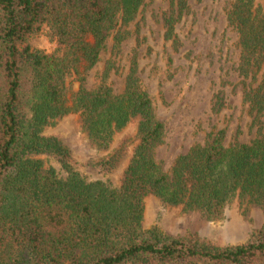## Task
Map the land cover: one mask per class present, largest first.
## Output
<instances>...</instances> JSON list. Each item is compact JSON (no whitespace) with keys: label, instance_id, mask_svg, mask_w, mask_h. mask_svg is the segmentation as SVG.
<instances>
[{"label":"trees","instance_id":"16d2710c","mask_svg":"<svg viewBox=\"0 0 264 264\" xmlns=\"http://www.w3.org/2000/svg\"><path fill=\"white\" fill-rule=\"evenodd\" d=\"M151 0H0V264H264V0H231L226 20L237 35L236 71L255 137L225 143L209 133L177 156L169 170L156 158L165 127L141 88L136 57L116 93L85 78L112 41L119 51L129 26ZM165 38L186 0H168ZM42 28L55 43L46 53L29 44ZM79 83L69 93L68 77ZM75 115L98 152L102 174L82 175L69 144L46 127ZM196 212L210 222L233 203L263 214L249 240L219 245L173 237L143 226L145 201Z\"/></svg>","mask_w":264,"mask_h":264},{"label":"rangeland","instance_id":"374dc122","mask_svg":"<svg viewBox=\"0 0 264 264\" xmlns=\"http://www.w3.org/2000/svg\"><path fill=\"white\" fill-rule=\"evenodd\" d=\"M231 0H186V10L175 24L178 43L165 38L164 15L172 9L168 0H151L129 26L128 38L119 51L112 41L100 61L85 78V87L94 89L102 82L108 62L110 71L103 81L116 93L122 91L133 56L141 88L150 96L157 118L165 127L164 144L156 158L169 170L177 156L195 143H203L209 133L225 130V143H248L256 127L243 102V84L236 67L239 49L237 35L228 26L226 13ZM29 44L46 53L56 45L42 28L29 38ZM75 76L68 77L69 93L77 91ZM264 122V117L262 118ZM59 134L70 146L78 171L91 180L116 185L120 172L102 174L95 166L98 152L81 132L78 117L69 115L45 129ZM263 214L251 204L233 203L224 218L210 222L196 212L163 205L150 196L145 201L143 226H157L173 237L197 236L219 245L242 243L259 230Z\"/></svg>","mask_w":264,"mask_h":264}]
</instances>
